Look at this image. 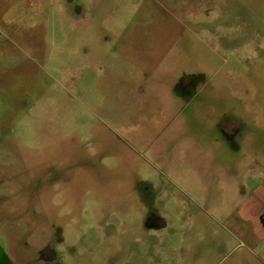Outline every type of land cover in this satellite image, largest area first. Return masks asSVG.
<instances>
[{"label":"rangeland","instance_id":"374dc122","mask_svg":"<svg viewBox=\"0 0 264 264\" xmlns=\"http://www.w3.org/2000/svg\"><path fill=\"white\" fill-rule=\"evenodd\" d=\"M263 181L264 0H0V264H244Z\"/></svg>","mask_w":264,"mask_h":264},{"label":"crops","instance_id":"0c3cea01","mask_svg":"<svg viewBox=\"0 0 264 264\" xmlns=\"http://www.w3.org/2000/svg\"><path fill=\"white\" fill-rule=\"evenodd\" d=\"M241 203L240 212H238L239 218L249 228L222 229L230 233L234 240L242 236L246 239V254L243 256L244 264H251L253 258L257 259L260 264H264V221L262 219L264 213V181L251 194L243 197Z\"/></svg>","mask_w":264,"mask_h":264},{"label":"flooded vegetation","instance_id":"af4514ba","mask_svg":"<svg viewBox=\"0 0 264 264\" xmlns=\"http://www.w3.org/2000/svg\"><path fill=\"white\" fill-rule=\"evenodd\" d=\"M233 127L234 126H232V129L228 130V131L227 130H223V135H225L228 138L235 136L236 131H235V129ZM46 248H48V247H46ZM43 258L51 259L53 262L57 261V256H56L55 252L52 251V250H49V249H47V251L43 252Z\"/></svg>","mask_w":264,"mask_h":264},{"label":"trees","instance_id":"16d2710c","mask_svg":"<svg viewBox=\"0 0 264 264\" xmlns=\"http://www.w3.org/2000/svg\"><path fill=\"white\" fill-rule=\"evenodd\" d=\"M262 219H263V221H264V213L262 214Z\"/></svg>","mask_w":264,"mask_h":264}]
</instances>
